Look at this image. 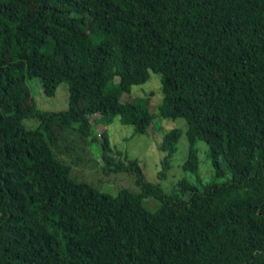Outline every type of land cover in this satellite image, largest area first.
<instances>
[{"label": "trees", "instance_id": "obj_1", "mask_svg": "<svg viewBox=\"0 0 264 264\" xmlns=\"http://www.w3.org/2000/svg\"><path fill=\"white\" fill-rule=\"evenodd\" d=\"M150 72L161 75L157 116L141 100L122 115L134 134L184 119L158 142V178L184 133L182 168L199 186L165 193L107 139L102 169L133 171L138 191L73 179L60 155L98 169L82 155L95 116L111 123ZM31 78L46 96L66 82L68 108L38 109ZM0 264H264V0H0Z\"/></svg>", "mask_w": 264, "mask_h": 264}, {"label": "rangeland", "instance_id": "obj_2", "mask_svg": "<svg viewBox=\"0 0 264 264\" xmlns=\"http://www.w3.org/2000/svg\"><path fill=\"white\" fill-rule=\"evenodd\" d=\"M117 80V79H116ZM26 85L30 90L32 97L38 109L46 111H64L69 105V88L66 82H62L56 88L53 96H46L43 91V86L38 78H31L26 80ZM163 98L161 75L155 72H150L149 78L146 82L134 85L129 93H123L120 97L121 101V115H129L133 103L135 101H142L151 113L157 116L158 106ZM116 116L111 123L96 122L99 120V115L95 116L93 124L95 125L94 137L96 141L87 144L85 157L91 156L97 158L99 162L98 169L92 170L90 167L84 166L79 160H76L75 154L60 155V158L71 165V176L73 179L86 182L99 191L107 193H115L120 189H128L130 191H138L139 187L136 184V177L131 170L112 171L106 173L101 166H103V159L100 158L102 151L100 141L107 139L112 150L121 152L122 159H137L142 169L144 180L158 184L162 190L170 194L177 188V183L180 180L195 184L199 186L196 175L185 171L182 168V163L186 158L188 151V142L183 133L179 138L177 144V151L172 157V167L168 171L165 178H158V172L161 169V159L164 153L158 148V142L163 133L173 127L186 128V122L182 118L175 120L161 119L158 117L150 124L147 132L144 134H134L132 125L126 123L127 118ZM124 118V119H123ZM125 124H124V123ZM25 126L28 128L35 127L37 122L34 119H25ZM196 146L199 149L200 169L199 174L203 183L213 181L214 169L210 160L207 157V145L203 141H198ZM89 152V153H88ZM114 153V152H113ZM115 154V153H114ZM99 158V159H98ZM126 162V161H125ZM229 173L218 182L228 179ZM177 190V189H176ZM184 198H188V193L184 194ZM144 205L149 210L157 208L158 204L151 198L144 200Z\"/></svg>", "mask_w": 264, "mask_h": 264}]
</instances>
